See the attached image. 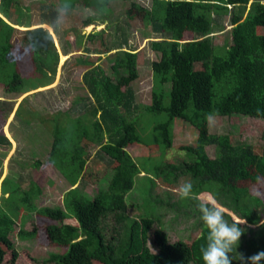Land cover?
I'll use <instances>...</instances> for the list:
<instances>
[{
  "label": "trees",
  "instance_id": "obj_1",
  "mask_svg": "<svg viewBox=\"0 0 264 264\" xmlns=\"http://www.w3.org/2000/svg\"><path fill=\"white\" fill-rule=\"evenodd\" d=\"M109 1L57 0L62 10H72L79 3L93 11L82 18L81 26L106 22L113 14ZM123 1L127 2L121 13L124 18L147 21L151 31L157 34L156 39L149 42V48L158 53V58L150 62V102L136 103L128 85L111 95L105 88L107 77L103 69L86 60L89 67L82 73L81 80L93 102L73 100L67 110L47 119L52 136L48 160L70 187L62 193L60 205L37 206L35 198L43 190L37 187L32 194L26 192L24 183L30 175H21L23 166L3 178L0 184V255L2 246L10 244L7 225L11 219L18 216V212L22 215L34 212L46 220L44 232L52 241L65 238V229H74L67 237L69 242L65 250L53 257L55 264L82 263L85 245L71 241L77 237L76 230H82L90 253L101 264H204L201 249L208 243V230L204 225L190 243L181 239L169 242L166 231L152 227L154 219L140 213L130 218L125 213L126 195L135 177L140 172L150 171L154 177L152 185L155 179L169 185L179 175L186 176L193 186L192 193L209 195L238 220L245 221L238 224L244 233L229 256L231 264H247V257L264 251V221L255 209L260 200L249 192L251 182L264 180V128L258 155L251 144L233 142L229 134L209 133L204 126L200 127L194 145L179 148L189 160L181 161V158L174 164L165 160V152L171 148L170 128L176 118L191 122L195 127L210 116L237 114L264 121V3L261 0H150V6L145 8ZM21 11L17 0H0V69L4 64L5 91L15 94L50 84L57 63L51 33L42 26L29 28L31 24L20 18ZM54 12L50 14L51 20L42 17L38 24H46L56 32ZM220 16H227L230 26L223 43L215 45L211 44L209 34L221 25ZM3 18L12 25L26 28L18 31ZM114 19L119 35L92 52L114 50L112 70H119L130 81L136 77L137 54L126 47L127 39L118 16ZM184 23H190L194 37L181 49L175 36ZM15 32H19L20 46L30 53L31 68L25 75L20 73L14 58H2L5 52L13 55ZM92 36L93 33L87 34L88 38ZM80 42L77 40L76 44ZM82 50L91 52L86 46ZM61 51L68 52L64 44ZM78 61L82 62L80 58L76 63ZM195 62L199 63V68H194ZM4 104L0 100V126L5 124L13 105ZM21 108L22 101L14 109V116L28 124L32 117ZM147 116L152 118L149 124L152 137L148 140L142 137L144 129L140 123L148 119ZM9 144V139L0 133V146L8 147ZM145 144H155L160 152L152 157L149 170L131 160L124 151L129 145ZM93 145L102 147L103 154L96 152L98 158L89 157ZM207 146L213 147V157L206 154ZM116 149L121 151V158L112 165L106 155ZM0 154L2 157L5 150ZM88 158L90 163H87ZM97 160L104 161V168L98 172L94 167ZM31 162L39 164L34 157ZM90 178L96 183L99 181V196H88L81 190L80 186ZM180 200H190L196 205L200 202L194 196ZM223 213L229 224L237 222L232 221L226 211ZM109 216L110 224L107 223ZM69 218H73L77 226L64 223ZM251 226L257 227L252 230ZM150 234L154 251L147 244Z\"/></svg>",
  "mask_w": 264,
  "mask_h": 264
},
{
  "label": "rangeland",
  "instance_id": "obj_2",
  "mask_svg": "<svg viewBox=\"0 0 264 264\" xmlns=\"http://www.w3.org/2000/svg\"><path fill=\"white\" fill-rule=\"evenodd\" d=\"M17 2L22 8L20 18L22 21H28L31 24L29 28L42 26L51 33L57 51V63L54 79L50 84L21 94L5 91L6 78H3L4 73H2L4 64L1 66L0 100H3L6 106L13 105L11 111L6 115L5 124L0 126V133H3L10 142L8 147L0 146V153L5 150L2 157L0 154V184L3 178L13 175L19 166H23L24 170L21 175L24 177L30 175V179L24 183L26 192L32 194L37 187L43 190L35 198L36 205H60L62 193L70 186L51 161L48 160L52 136L48 129L47 119L55 113L67 110L73 100L78 99L79 103L93 102V98L89 97L81 80L82 73L89 67L86 60L90 61L93 66L100 65L103 69L104 75L107 77L104 83L105 88L111 95L121 92L128 85L134 92L136 103L148 104L150 102L151 82L150 62L158 58V53L149 48V42L156 39L157 34L151 31L147 21L135 18L129 21L124 18L121 13L127 2L125 3L123 0H110L108 2L110 12L113 14L107 18L106 22L87 26H81L80 21L85 15L93 14V11L87 7H81L79 3L72 10H62L59 8L57 0H17ZM129 2L145 8L150 6V0H128ZM261 2L264 3V0H261ZM52 11H55L54 14H56L52 17L57 26L56 32L48 25L38 24L42 17L51 20L50 14ZM12 15H16L15 11H12ZM113 15L114 18L118 16L121 31L127 39L126 47L136 51L137 54L136 77L130 81H127L119 70L116 72L112 70L114 50L105 53L92 52L94 48L101 49L103 45H107L114 37L119 35L120 31L114 25ZM219 19L221 25L216 26L214 32L209 34L211 44L215 45L223 43L230 26L227 16H220ZM3 20L5 19L3 18ZM10 26H14L18 31L26 28L12 24ZM88 33H93V36L88 38ZM176 33L175 37L178 38L181 49L186 47L187 42L192 41V37H194L190 23H184ZM79 35L81 37H78ZM12 39L13 47H11V50L13 55L9 56L7 55L9 53L5 52L2 58H14L20 73L25 75L31 68L30 53L20 46L19 32H15ZM77 40L81 41L80 45L76 44ZM62 44L67 47V54L62 53ZM83 46L88 47L91 52H84L82 50ZM78 58L82 62L78 61L76 63ZM199 67V63L195 62L194 68ZM20 101H22L21 109L32 117L28 124L23 122L21 118L14 116V109ZM147 117L148 119L144 117L145 120L140 121V123L144 129L142 137L148 140L152 137L149 126V124H152V118ZM203 126L209 133L229 134L233 142L251 144L256 155L261 152L260 136L264 128V121L261 119L237 114L223 117L210 116L204 122L203 120L199 121L198 127H195L191 122L176 118L170 128L171 148L166 149L165 160L174 164H178L181 158V161L183 159L189 160V157L179 148L185 145H194L196 135L200 127L203 128ZM97 151L103 154L101 146L93 145L89 150V157L98 158L96 156ZM124 151L131 160L138 165L143 164L148 170L152 169V157L160 154L158 146L155 144L129 145L124 148ZM205 151L209 157H213L215 154L212 146L205 147ZM109 154L111 156L108 154L106 156L111 159L112 165H115L121 158V151L117 149L109 151ZM33 157L38 159L39 164L32 165ZM87 163H90L89 158ZM103 164L104 161L97 160L94 164L95 170L97 172L101 170ZM152 178L154 180L150 171L140 172L139 176L135 177L133 187L126 195L127 207L125 213L130 218H134L140 213L142 216L154 219L152 227L166 231L169 242L181 239L190 243L199 234L203 223L200 219L201 213L198 210V205L190 200L186 202L180 200L178 189L188 182L186 176L179 175L169 185L163 184L158 179H155V183L152 185ZM99 185V181L96 183L93 179L85 181L83 186L79 184L83 193L88 196H99V192H101ZM249 192L259 198L260 202L255 206V209L260 219L264 221V180L260 178L255 182H251ZM191 196L196 197L199 201L213 200L217 207L222 208L230 215L232 221H242L238 220L236 215L231 211H227L226 208L207 194L193 192ZM134 203H138L137 207L134 206ZM194 209L197 210L196 214L193 213ZM17 215L7 225V237L10 244L2 246L0 264H55L52 260L53 257L65 250L66 244L69 242L67 237L74 229H65V238L60 241H52L44 232L46 220L39 218L34 212L23 215L18 212ZM107 219V223L110 224L112 222L111 216ZM64 223L70 227L77 226L73 218L65 219ZM251 227L253 230L257 226ZM76 232L77 237L71 241L78 244L84 243L85 246L83 247L86 248V255L81 264H101L90 253L89 245L85 242V235L82 234V230H76ZM147 244L149 249L154 251L151 245V234L148 236Z\"/></svg>",
  "mask_w": 264,
  "mask_h": 264
},
{
  "label": "clouds",
  "instance_id": "obj_3",
  "mask_svg": "<svg viewBox=\"0 0 264 264\" xmlns=\"http://www.w3.org/2000/svg\"><path fill=\"white\" fill-rule=\"evenodd\" d=\"M192 184L186 182L178 189L181 198H190L192 194ZM201 213L200 219L208 230L207 246L201 249L204 264H231L229 253L244 233L238 224L245 221L229 224L224 218L222 208L217 207L213 200H202L198 203ZM241 259L244 257L241 256ZM247 264H260L264 261V251L257 252L246 258Z\"/></svg>",
  "mask_w": 264,
  "mask_h": 264
},
{
  "label": "bare ground",
  "instance_id": "obj_4",
  "mask_svg": "<svg viewBox=\"0 0 264 264\" xmlns=\"http://www.w3.org/2000/svg\"><path fill=\"white\" fill-rule=\"evenodd\" d=\"M44 25H46V24H44Z\"/></svg>",
  "mask_w": 264,
  "mask_h": 264
}]
</instances>
